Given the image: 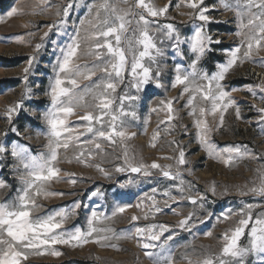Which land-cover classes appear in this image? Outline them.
Listing matches in <instances>:
<instances>
[{"label":"rangeland","instance_id":"1","mask_svg":"<svg viewBox=\"0 0 264 264\" xmlns=\"http://www.w3.org/2000/svg\"><path fill=\"white\" fill-rule=\"evenodd\" d=\"M99 2L100 0H83L81 7H74L70 12L66 27L61 29L57 26L50 31L49 26L55 25L60 19L56 15L57 11H62L69 0H47V4L42 0H0V134L8 132L7 137L0 135V141H3L7 147L10 148L12 142H18L28 147L32 155L45 151L44 145L47 143V138L43 133L46 132V125L42 119V113L50 105V98L46 93L50 82L55 79L54 68L57 57L60 56V49L71 42V37L76 36L79 29L78 39L81 48L77 63L91 64L94 61L93 56L86 55L93 43L89 39L91 26L88 23L81 25L80 20H92L95 10L89 14L85 5ZM129 2L134 3L135 0H129ZM152 2L157 7L168 5L165 15L154 18L159 25L174 24L182 36L192 35L194 22L188 13L193 12V9L186 6L185 0H152ZM121 6L127 7V5ZM204 6L210 9L215 6L216 10H210L207 14L215 21H226V23L208 25V31L213 38L222 41L218 45H213V51L199 63V67L211 75L216 71V63H223L226 59L223 50L234 48L239 43V37L235 35L237 21L232 11L225 10L219 0H204ZM14 7L22 11L8 16V12ZM195 23L198 24L199 21ZM152 28L155 31L156 25H152ZM45 32L49 33L47 37H44ZM42 37H44L43 40ZM157 39L158 41L163 39L162 31L157 33ZM37 44L43 46L37 50ZM170 45L171 41L168 40L158 45L165 50V56L159 61L164 69L160 80L164 86L156 87L153 84L148 87L146 93L140 92V99L131 109L136 111L137 118H127L128 132H134L136 135L125 141L124 145L119 142L112 145L97 141L101 143L103 151L94 152L87 162H78L74 159L80 151L75 146L70 147L67 152L62 150L57 165L61 169L60 179L52 181L47 186L50 192L62 194L50 195L46 198L41 196L37 200L42 206L38 210V215H46L62 209L74 210L75 214L66 222V228L69 230L74 227L87 230L86 218L96 211L108 217V219L102 217L98 227L111 228L115 235L129 238L105 242L115 244L116 247H102L91 239L86 244L75 246L68 244L50 246L47 251L41 249L40 254H30L26 264H153V261L144 255V250L138 246L137 239L134 238L135 228L152 223L169 226L170 231L164 233L162 240L169 235H174V239L167 246L174 258L173 264H188V261L182 257L187 256L195 262L209 253H218L222 247L221 234L226 229L235 227L240 219L239 215H230L228 219L218 221L217 217H220L221 213L227 214L229 210L238 213L244 203L264 205V199L254 198L250 194H240L242 191H247L245 184L252 187L253 180L259 182L256 169L264 170V160L253 158L264 156V132L261 131L264 124L256 122L259 118L256 109L264 107V100L260 98L258 89L256 96L247 91L249 85L264 84V48L258 52L254 51L251 59L237 63L223 81L225 90L234 98L236 106L240 109V118L236 116L235 106L229 107L224 112L222 126H218L219 113L205 117L212 129L208 135L213 143L219 147L229 144L246 145L251 153V156L238 159L228 166L223 161L209 156L198 143L193 117L189 115L190 109L184 107L187 94L178 101H173V108L177 111L176 119L171 124H161V121L166 120V111L151 112V109L157 107L161 100L167 101L179 96L181 88L171 87L173 69L176 63L182 62L185 67L190 63V57H186L183 61L180 57L174 58ZM32 56L36 59L27 82V87L32 89L31 98L24 100L22 108L13 114L9 122L6 113L10 107L22 99L25 89L23 70L28 66L29 58ZM100 76L101 73L97 71L93 81H97ZM79 82L82 86L90 83L83 79ZM127 90L130 94L137 95L135 89ZM124 91L125 85H121L116 95L119 96ZM85 103L91 104L94 101L91 96H88L85 98ZM88 110L90 109L77 108L76 114L70 117V120L74 122L71 126L78 132L84 131V124L78 118ZM183 126L187 127V134L183 131ZM13 127L17 129L18 135L11 132ZM157 130H159V137L153 141L154 132ZM82 139L92 140V136L88 134ZM171 141L176 143H170ZM125 146L129 155H134L137 160H142L146 164L156 161L160 165H171V169L166 170L173 173L179 170L183 179L191 183V191L188 190L186 183L185 192L180 193L175 187L179 181L163 177L159 169L151 170L152 174L148 177L130 172H117L116 167L123 166ZM87 147L93 146L89 144ZM180 147H183L185 151L187 161L185 165H177L176 159L165 158H178ZM0 163L3 164L0 168V179L8 185L0 187V202H13L19 195L18 190L22 187L17 178L19 173H14L11 169L15 161L10 154ZM97 164L109 175H103L96 168ZM72 179H75L76 183L73 184ZM213 183L216 186L215 194L209 191ZM153 189L157 190L155 194L152 192ZM97 190L102 195L92 196V193ZM165 191H169L179 203H173L163 194ZM146 194L153 196L159 206L164 209L162 213L153 215L152 201L146 198ZM187 195H204L206 197L204 208L192 205L185 198ZM165 201L172 205L174 211L165 207ZM76 202L81 205L78 209H74ZM125 205H131V207H126L123 213L117 212L113 216V212L118 207ZM261 211H264V207L256 208L253 219ZM189 212H195L191 229H181L178 222ZM208 213H212L211 218H208ZM133 215L139 219L133 221L131 219ZM146 215L147 219H145ZM209 231L212 235H205ZM248 242L246 230L240 244L247 246ZM53 249L61 254L52 255ZM163 254L168 255L169 252L165 251ZM255 259L249 257V264H253Z\"/></svg>","mask_w":264,"mask_h":264},{"label":"snow or ice","instance_id":"2","mask_svg":"<svg viewBox=\"0 0 264 264\" xmlns=\"http://www.w3.org/2000/svg\"><path fill=\"white\" fill-rule=\"evenodd\" d=\"M42 2L47 4V0H42ZM82 3L83 0H69L62 11H57L56 15L60 19L55 25H50L49 30L57 26L61 29L66 27L70 12L74 7H81ZM185 3L187 7L193 9V12L188 13L194 22V30L190 36H182L174 24L159 25L154 18L165 15L168 5L157 7L152 0H135L134 3H130L129 0H100L99 3L85 5L89 14L95 10L92 20H80L81 25L88 23L91 26L89 39L93 43L86 55L93 56L95 59L91 64L77 63L81 48L78 39L79 29H77V35L71 37V42L60 49V56L57 57L54 68L55 79L50 82L46 93L50 98V105L42 113V119L46 125V132L43 133L47 138V143L44 145L45 151L32 155L29 148L23 144L12 142L9 148L3 141H0V161H4L10 154L15 161L11 169L14 173H19L17 178L22 185L18 190L19 195L13 202H0V264H26L30 254H40L41 249L47 251L50 246L54 245L75 246L86 244L91 239L102 247H116L115 244L105 242L112 239L129 238L115 235L111 228L98 227L101 218L108 219V217L96 211L86 218L87 230L80 227L69 230L66 228V222L75 214L74 210L62 209L54 213L38 215V210L42 206L37 200L41 196L46 198L50 195L62 194L50 192L47 187L52 181L60 179L61 169L57 165L62 150L67 152L70 147L75 146L80 151L74 159L78 162H87L94 152L103 151L101 143L97 141L112 145L119 142L124 145L125 141L136 135L134 132H128L127 118H137L136 111L131 109L140 99V92L146 93L148 87L153 84L156 87L164 86L160 83L164 69L159 61L165 56V50L158 46L163 44L164 40L171 41L170 46L174 52V58L180 57L181 61L186 57L191 59L187 67L181 62L176 63L173 69L171 87L181 88L179 96L167 101L161 100L157 107L151 109V112L166 111V120L161 121V124H171L176 119L177 111L173 108V101H178L187 94L184 107L190 109L189 115L193 117V126L197 130L196 139L209 156L223 161L228 166L238 159L251 156L246 145L229 144L219 147L213 143L208 135L212 129L205 117L219 113L218 126H222L224 112L229 107L235 106L236 116L240 118V109L236 106L234 98L225 90L223 81L237 63L251 59L254 51L258 52L264 48V0H219L225 10L232 11L235 15L237 21L235 35L239 37V43L234 48L223 50L226 59L223 63H216V71L211 75L201 69L199 63L213 51V45H218L222 41L213 38L208 31V25L226 23V21H215L209 16L207 13L216 8L215 6L211 9L205 7L204 0H185ZM121 5H127V7ZM21 11L14 7L8 12V16ZM154 24L156 25L155 31L152 28ZM161 31L163 39L158 41L157 33ZM48 34L45 32L44 37ZM44 37L41 39L43 40ZM42 46V44H37L36 49L39 50ZM35 59L34 56L30 57L28 66L23 70L25 89L22 99L10 107L6 113L9 122L13 114L22 108L24 100L31 98L32 89L27 87V82ZM97 71L101 73V76L94 82L93 77L97 76ZM81 79L90 83L82 86L79 82ZM121 85H125V91L117 96V89ZM128 88L135 89L137 95L130 94ZM257 89L261 94L260 98L264 100V84L247 86V91L253 96L257 95ZM88 96H91L94 103H85V98ZM81 107L90 110L79 116V121L84 124V131L78 132L71 126L74 122L70 120V117L76 114L77 108ZM256 111L259 113L256 122L264 124V107H259ZM183 131L187 134L186 126H183ZM261 131L264 132V128ZM11 132L19 134L15 127L11 128ZM88 134L92 136V140L82 139ZM0 135L7 137L8 132L5 131ZM158 137L159 130L154 132L153 141ZM170 143H176V141ZM89 144L93 147H87ZM152 146L154 147L155 144L153 143ZM165 158L176 159L177 165L187 163L183 147L179 148L178 158ZM253 158L264 160V156ZM2 167L3 164L0 163V168ZM171 167V165H160L156 161L146 164L142 160H137L134 155H129L125 146L123 166H117L115 170L148 177L152 174L151 170L159 169L163 177L179 181L175 187L180 193L185 192L186 183L188 190L191 191V183L183 179L179 170L175 173L166 170ZM96 168L103 175H109L99 164ZM256 172L259 182L253 180L252 187L245 184L247 191H242L240 194H250L254 198L264 199V170L258 168ZM71 182L74 184L76 180L72 179ZM7 186L6 182L0 179V187ZM156 191L153 189V194ZM209 191L215 194L214 183ZM163 194L168 196L173 203H179L169 191ZM100 195L102 193L99 190L92 193V196ZM146 198L152 201L153 215L164 211L153 196L146 194ZM185 198L194 206L199 205L200 208L205 206L206 197L204 195H187ZM80 206V203L76 202L74 209ZM126 207H131V205L118 207L113 212V216L117 212L123 213ZM165 207L174 211L167 201H165ZM258 207H264V205L244 203L238 213L229 210L227 214L221 213V216L217 217L219 221L228 219L230 215L240 216L235 227L226 229L221 234L222 247L218 253H209L195 262L187 256L182 258L186 259L188 264H249L248 258L254 257L256 259L253 264H264V211L257 213L253 219L254 210ZM174 214L179 215L175 212ZM194 216L195 212H189L184 219L178 222L179 227L190 230ZM211 217L212 213H208V218ZM131 219L136 221L139 217L133 215ZM200 222L203 223V221ZM246 230L249 242L247 246H242L240 240ZM169 231L167 224L152 223L135 228L134 238L137 239L138 246L144 250V255L150 258L153 264H173L174 258L167 246L174 239V235H169L162 240L164 233ZM205 235L211 236L212 232L209 231ZM165 251L169 254L164 255ZM51 254L58 256L61 253L53 249Z\"/></svg>","mask_w":264,"mask_h":264}]
</instances>
